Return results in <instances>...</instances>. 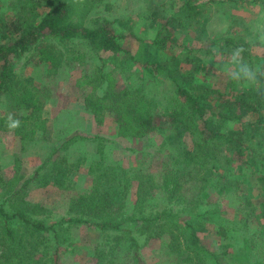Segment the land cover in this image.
I'll use <instances>...</instances> for the list:
<instances>
[{
    "label": "trees",
    "instance_id": "16d2710c",
    "mask_svg": "<svg viewBox=\"0 0 264 264\" xmlns=\"http://www.w3.org/2000/svg\"><path fill=\"white\" fill-rule=\"evenodd\" d=\"M241 1L249 7L264 8V0ZM205 6L208 4L189 1L172 11L150 40L156 50L179 51L171 57L172 67L165 62L144 60L124 49L125 39H135V36L117 31L115 26L120 20L112 21L97 14L100 9L113 13L109 0H23L12 2L9 12L0 11L3 28L0 32V99H8L15 105L8 116L0 114V134L12 131L20 139L33 141L39 129L44 128L40 114L49 99V91L38 86L33 77H21L15 71L16 62L22 59L26 66L44 67L47 73L56 74L71 64V57L81 59L74 46L79 41L88 46L100 62L96 72L103 78L99 82L102 87L111 66L136 68L143 77L146 70L154 77L168 75L167 82L174 95L170 100L172 107H164L144 94V100L132 107L121 100L109 101L114 99L115 93L104 94L103 100H96L94 104L87 98L86 103L97 121L103 120L99 111L106 110L105 114L111 116L119 131L140 138L149 137L159 130V123H164L178 138L177 155H170L169 164L153 170L154 174L136 170L129 175L122 167L104 170L103 152L99 148L97 152L101 157H96L89 166L95 176L93 188L77 195L75 208H72L75 216L65 221L118 234L117 243L127 240L136 264H142L137 253L139 245L131 236V230L127 232L129 223H139L138 231L141 235L147 234L149 239L168 235L172 241L177 238L173 232L183 224L180 230L183 236L187 235L185 241L197 250V263L194 258H186L185 264H232V261L250 264L245 256L253 239L249 230L264 232V53L253 52L255 48L264 47V43L248 41L244 34L235 32L206 45L179 46L168 29L186 31ZM241 46L245 49L241 59L259 69L257 82L251 87L232 81L224 70L225 66L233 68L232 50ZM213 58L219 62L216 70L211 68ZM9 118L18 119L20 127L10 130ZM43 168L37 169L35 174ZM58 172L55 166L51 169L48 184L60 187ZM190 181L199 185L197 196L192 194L189 203L178 204L174 196L183 198V189ZM131 183L136 185V204L128 215ZM208 188L216 194L236 196L244 226H251L246 228L247 238L242 240L239 249L241 259L236 257L239 255L230 244L215 242L213 245L201 238L211 233L210 228L216 229L217 239L229 238L232 230L229 223L224 226L218 222L221 216L217 217L214 212L218 210L211 209L212 204L206 200ZM191 203L198 212L189 215H192L191 221H183L182 211L175 208L187 209ZM222 222L227 223V219ZM208 223H216V226H208ZM54 230L55 226L50 228L26 212H8L0 205V264H30L40 247L47 250L48 234ZM126 232L129 235L125 236ZM263 261L253 264H264ZM107 264L113 263L109 259Z\"/></svg>",
    "mask_w": 264,
    "mask_h": 264
},
{
    "label": "rangeland",
    "instance_id": "374dc122",
    "mask_svg": "<svg viewBox=\"0 0 264 264\" xmlns=\"http://www.w3.org/2000/svg\"><path fill=\"white\" fill-rule=\"evenodd\" d=\"M22 1L0 0V11L9 12L12 2ZM189 1L191 4L204 2L208 6L203 8L199 18L197 15L186 31L179 33L173 32L171 27L168 29L179 46L206 45L213 39L235 32L244 34L248 41L264 43V8L249 7L241 0H109L114 7L113 13H105L103 9L96 13L112 21L120 20L119 25L115 26L117 31L135 36V39H125V50L144 60H157L172 67L171 57L179 51H159L149 42L157 29L164 25L167 16ZM1 29L2 24L0 32ZM74 46L81 59L75 60L77 56L71 57V64L64 66L56 74L47 73L44 67L26 66L25 59L15 64V71L21 77H33L38 86L49 91V99L40 114L44 128L39 129L33 141L20 139L12 131L0 134V205L8 212L23 211L34 220L44 221L50 228L55 226V230L48 234L47 250L40 247L33 260L29 257V260H32L30 264H107L109 259L113 264H136L132 258L133 251L126 244L127 240L117 243L118 234L104 233L96 226L65 221L75 216L72 208H75L74 200L77 195L86 194L93 188L95 176L90 173L89 166L96 157H101L97 152L99 148L103 152L104 170L122 167L129 175L134 174L136 170L153 173V170H158L161 165L169 164L170 155H177L180 150L178 138L164 123H159V130L145 138L119 131L111 116L105 114L106 110L99 111L103 120L97 121L88 109L86 99L90 98L89 103L94 104L96 100H103L104 94L115 93L114 99L109 101L121 100L131 106L144 100V94L147 99H153L164 107H172L170 100L174 95L167 82L168 75L154 77L146 70L143 77L136 68L125 65L109 67L106 71L107 77H104L106 82L102 87L99 82L103 78L96 72V67L100 66L96 56L82 42L76 41ZM253 50L258 55L264 53V47ZM211 62L212 70H216L219 62L214 58ZM229 69L230 66H225L226 74ZM14 106L8 99L1 98L0 114L8 116ZM153 113L155 120L156 111ZM54 166L59 170L57 175L62 183L60 187L48 184L49 174ZM40 167L44 168L36 175ZM21 186L24 188L19 191ZM135 187L136 185L131 183L127 198L128 209L126 208L128 215L132 214L136 204ZM187 187L188 190H185ZM199 189L197 182L190 181L183 189L184 199L177 196L173 199L178 204L189 203L192 194L197 196ZM206 193V200L209 205L212 204L210 208L218 210L214 211L217 217L221 216L218 222L224 226L229 223L232 230L229 232V238L217 239L219 236L215 232L216 229L210 228L211 233H205L201 238L211 241L213 245L215 242L220 245L230 244L232 250L239 255L236 257L241 259L243 256L239 249L242 240L247 238L246 228L251 226H244V221L239 215L241 208L237 197L226 193L216 194L209 188ZM182 207L181 210L179 207L175 209L182 211L183 221H191L192 215H189L198 212V208L192 203L187 209ZM225 219L227 223L222 222ZM182 225L173 232L177 238L172 241L168 235L149 239L147 234L141 235L138 231L139 223H129L127 232L131 230V236L139 245L137 253L141 263L185 264L183 261L186 258H194V263H197V250L185 241L187 235L183 236L180 230ZM208 226L214 227L216 223H208ZM261 231L262 229L249 230L253 233L250 237L253 239L245 256L250 264L261 263V259H264V232ZM127 232L125 236L129 235ZM234 263L241 264L232 261V264Z\"/></svg>",
    "mask_w": 264,
    "mask_h": 264
},
{
    "label": "clouds",
    "instance_id": "9594fccd",
    "mask_svg": "<svg viewBox=\"0 0 264 264\" xmlns=\"http://www.w3.org/2000/svg\"><path fill=\"white\" fill-rule=\"evenodd\" d=\"M244 51L245 49L242 46L232 50L231 62L233 68L228 70V76L232 81L242 86L251 87L257 82L259 69H254L241 59ZM7 126L10 130L18 129L20 127V121L9 118Z\"/></svg>",
    "mask_w": 264,
    "mask_h": 264
}]
</instances>
